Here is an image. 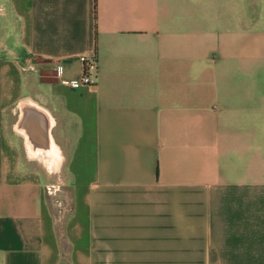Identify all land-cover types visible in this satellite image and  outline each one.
I'll return each instance as SVG.
<instances>
[{
  "label": "crops",
  "instance_id": "1",
  "mask_svg": "<svg viewBox=\"0 0 264 264\" xmlns=\"http://www.w3.org/2000/svg\"><path fill=\"white\" fill-rule=\"evenodd\" d=\"M0 264H264V0H0Z\"/></svg>",
  "mask_w": 264,
  "mask_h": 264
},
{
  "label": "built area",
  "instance_id": "2",
  "mask_svg": "<svg viewBox=\"0 0 264 264\" xmlns=\"http://www.w3.org/2000/svg\"><path fill=\"white\" fill-rule=\"evenodd\" d=\"M79 61L82 64V76L78 80V82H73L67 79L61 78L60 70L57 71V76L60 78L59 82L62 86L65 87H76L79 85H90L92 84L91 79L89 78V73H95L96 72V62H95V56L92 55L91 58H87L86 56H80Z\"/></svg>",
  "mask_w": 264,
  "mask_h": 264
},
{
  "label": "bare ground",
  "instance_id": "3",
  "mask_svg": "<svg viewBox=\"0 0 264 264\" xmlns=\"http://www.w3.org/2000/svg\"><path fill=\"white\" fill-rule=\"evenodd\" d=\"M55 148H52V146H50V148L46 151V153H54Z\"/></svg>",
  "mask_w": 264,
  "mask_h": 264
},
{
  "label": "rangeland",
  "instance_id": "4",
  "mask_svg": "<svg viewBox=\"0 0 264 264\" xmlns=\"http://www.w3.org/2000/svg\"><path fill=\"white\" fill-rule=\"evenodd\" d=\"M48 166V165H47ZM54 167H55V165H54ZM54 169H56V168H54ZM49 171V170H48ZM52 172H53V170H51ZM55 171V170H54ZM50 172V171H49Z\"/></svg>",
  "mask_w": 264,
  "mask_h": 264
}]
</instances>
